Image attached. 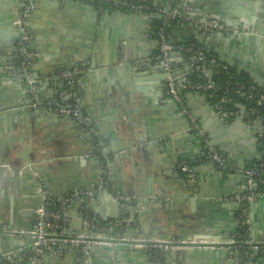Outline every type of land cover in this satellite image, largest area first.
<instances>
[{"label":"crops","instance_id":"1","mask_svg":"<svg viewBox=\"0 0 264 264\" xmlns=\"http://www.w3.org/2000/svg\"><path fill=\"white\" fill-rule=\"evenodd\" d=\"M190 1L163 7L192 5L197 17L218 18L230 30L196 35L190 26L173 24L170 40L195 41L264 84V0ZM25 2L0 0V254L18 250L13 263L0 264H27L22 249L30 239L18 232L34 224L43 191L56 200L78 193L61 209V234L117 240L114 247H93L86 264H154L157 258L161 264H241L223 244L240 225L232 196L242 168L262 153L261 128L240 120L222 124L208 100L191 92L180 103L165 101L166 75L157 57L155 16L149 14L100 13L80 0H31L27 47L36 57L22 68L14 22ZM75 70L81 72L71 82L63 78L64 71ZM35 99L45 105L34 106ZM64 103L78 106L88 123L60 114L55 106ZM182 106L227 154L228 172L205 161L195 162L194 181L180 171L179 164L201 146ZM249 216L250 237L264 240V198L250 204ZM143 235L211 245L129 243ZM81 263L80 251L68 246L39 264Z\"/></svg>","mask_w":264,"mask_h":264},{"label":"built area","instance_id":"2","mask_svg":"<svg viewBox=\"0 0 264 264\" xmlns=\"http://www.w3.org/2000/svg\"><path fill=\"white\" fill-rule=\"evenodd\" d=\"M26 5L21 11L19 17L14 22L20 39L18 42L19 52L22 56L21 67L30 66L36 57L35 52H31L27 43L29 34L26 27V21L32 9L31 0H25ZM84 3L93 4L100 13L105 10H117L121 12H131L137 14H153L161 23L155 32L158 43V59L161 69L166 78L164 82L165 101H174L180 103L184 92H191L195 95L204 96V91L215 88V82L212 75L220 70H227L228 64L220 60L215 55L209 54L203 46L197 42L176 43L170 40V28L178 25L180 28L190 26L196 35L228 31L230 28L218 18H199L195 14V8L192 5H186L184 8L170 7L164 8L165 2L175 0H162L163 5H155L154 0H80ZM172 25L170 26V23ZM170 26V27H169ZM80 70L64 71L63 78L71 82L75 73ZM201 72L203 82L191 80V74ZM227 97H222L219 102L211 105L213 112L222 124H228L235 120H240L248 126L258 125L262 133L264 131V118L260 112L264 111V84L233 82L226 89ZM229 92L231 94H229ZM205 97V96H204ZM34 106H44L45 103L35 99ZM48 104V103H47ZM55 109L62 115H70L79 122L87 124L88 120L82 115L78 106L71 103L57 104ZM182 112L188 114L189 129L196 132L201 138L199 153L194 158L183 160L179 164V169L185 176L194 181L193 162L204 159L211 163L216 170L223 172L231 169L227 154L218 145H215L211 139L205 135L196 116L189 114L185 106L181 107ZM262 152V151H261ZM242 168L243 179L239 191L234 193L232 200L237 202L240 214V225L229 240L231 249V260L239 261L241 264H264L257 259L259 251L264 250V240H253L250 237L249 225L251 219L249 216V206L259 198H264V153ZM42 190V189H40ZM91 197V192H86ZM78 193L70 194L59 200H56L50 193L42 192V203L36 210L34 224L28 230H20V235L27 236L30 241L22 249V255L26 258L27 264H39L48 254L61 256L68 246H73L81 253V264H86L90 256V250L99 244H109L113 247L117 245V240H105L103 237L89 238L85 235H63L62 227V208H66L73 201ZM88 222V221H87ZM107 241V242H106ZM123 241V240H120ZM167 247V246H165ZM20 251V250H19ZM18 250H11L0 254V259L14 262ZM154 264H161L160 259H155Z\"/></svg>","mask_w":264,"mask_h":264},{"label":"trees","instance_id":"3","mask_svg":"<svg viewBox=\"0 0 264 264\" xmlns=\"http://www.w3.org/2000/svg\"><path fill=\"white\" fill-rule=\"evenodd\" d=\"M149 15L155 16L153 14H149ZM153 22L155 24V31H157V29L161 23V20H159V18H157L155 16V19H153ZM169 23L171 26L172 22H169ZM208 53L215 55L214 53H212V51L211 52L209 51ZM191 80L193 82H195V81L203 82V80H204L203 74L201 72H195V73L191 74ZM212 80L215 82V88L211 89L209 91H204V96L208 100L210 105L216 104L217 102L220 101V99L222 97H227L226 89L233 82H240V83H245V84L253 82V80H251L248 77V75H246L243 72H239V71L235 70L231 65L228 66L227 70H220L218 73H214L212 75ZM229 94H231V93L229 92ZM260 115L264 118V111L260 112ZM257 142H258L259 150L262 151V153H264V131L262 133L258 134ZM199 161H204V159L201 158V160L194 161L193 165L195 164V162H199ZM253 162H255V161H253ZM253 162H252V164H253ZM229 170H230V168H228V170H225L223 172H228ZM257 259L264 262V250L263 249H261L259 251Z\"/></svg>","mask_w":264,"mask_h":264},{"label":"water","instance_id":"4","mask_svg":"<svg viewBox=\"0 0 264 264\" xmlns=\"http://www.w3.org/2000/svg\"><path fill=\"white\" fill-rule=\"evenodd\" d=\"M191 2L190 0H187L186 4ZM35 78V76L33 75ZM23 82L26 81L24 78L22 80ZM137 237L135 241H130L132 245H138V246H145V247H150L153 245H160V246H167L171 248L179 247V248H195V247H205L206 245H211V244H205L204 242L196 241V240H182L179 242H173V241H155V240H149L147 239L144 235L143 236H135ZM121 244H126L127 241H122L118 242ZM214 245V244H213ZM217 245V244H216ZM223 245H229L228 243H225ZM117 246V245H116Z\"/></svg>","mask_w":264,"mask_h":264}]
</instances>
